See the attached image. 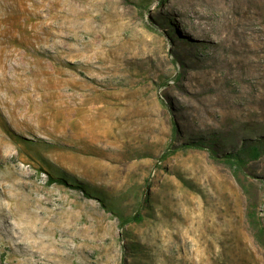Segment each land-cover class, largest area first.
<instances>
[{"label":"rangeland","instance_id":"obj_1","mask_svg":"<svg viewBox=\"0 0 264 264\" xmlns=\"http://www.w3.org/2000/svg\"><path fill=\"white\" fill-rule=\"evenodd\" d=\"M212 132L264 135V0H0V264H264V154L160 159Z\"/></svg>","mask_w":264,"mask_h":264},{"label":"trees","instance_id":"obj_2","mask_svg":"<svg viewBox=\"0 0 264 264\" xmlns=\"http://www.w3.org/2000/svg\"><path fill=\"white\" fill-rule=\"evenodd\" d=\"M166 20L169 22V25H171L170 19L168 18ZM174 29L178 32L175 26ZM179 37L184 41H187V38H185L184 35H179ZM177 132L178 125L174 121L172 125V134L176 135ZM186 149H205L213 160H220L227 163L236 172L244 170L249 162L257 160L262 154H264V135H257L256 138L253 139L242 138L240 144H238L236 141L229 140V137L222 135V133L212 132L206 136L192 134L185 141H182L177 145L173 142L169 143L161 154L160 159L163 160L178 150ZM44 172L47 175V184L56 183L65 185L81 191L86 197L97 200L104 209L111 212L117 218L120 227L132 222L142 221L141 206L142 202H147L145 198L142 197L139 199L138 206L132 213H125L104 194L102 195V193L98 191H90L87 184L77 180L69 182L64 176L53 175L45 170ZM248 218V223L253 228L255 237L261 241V238L263 237L262 226L252 213L248 215Z\"/></svg>","mask_w":264,"mask_h":264}]
</instances>
